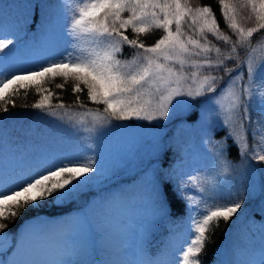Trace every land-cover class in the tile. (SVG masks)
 <instances>
[{"label":"snow or ice","instance_id":"1","mask_svg":"<svg viewBox=\"0 0 264 264\" xmlns=\"http://www.w3.org/2000/svg\"><path fill=\"white\" fill-rule=\"evenodd\" d=\"M73 2L76 6L70 10L67 22L62 24L58 13L61 5L49 0H28L24 5L27 14L18 17L12 27L2 22L5 6L0 3V103L4 112L8 111L9 104L15 107L11 98L14 93L25 89L27 94L26 90L34 87L40 99L31 107L41 111L47 108L49 116H58L57 111L51 110L52 93L43 88L45 81L56 77H62L65 83L69 79L74 81L72 91L77 94L76 103L81 108H86V105L80 100L79 93L85 90L89 102L103 105L102 113L87 110L86 114L109 124L113 119L151 122L175 117L181 122L196 121L198 113L194 110L189 112V109H195L194 102L198 97H206L204 102L217 106V115L224 113L220 127L228 131L223 141L215 143L218 149L216 158L224 159L227 140L232 139L241 157L251 156L254 160L264 161V136L257 140L256 133L252 132L251 139L259 147L251 149L248 139L251 124L249 108L254 95L258 97L259 110L264 115V61L258 69L254 68L252 57L239 61L237 50L238 46L251 47L253 35L264 29V0H219L224 23L237 36L235 42L222 31L210 5L192 7L189 0ZM242 8L251 9L252 15L248 19H255L254 27L245 28L238 22ZM37 12L40 14L37 33L31 44H26L20 33ZM125 12L129 13L127 17L123 15ZM185 27L192 34L186 32ZM128 29L135 38L126 35ZM152 29H162L163 35L149 46L140 36ZM36 35L40 36L39 40L35 39ZM209 35L230 45L229 54L223 55L221 49L208 39ZM61 42L66 47L58 57L36 58L38 51L55 52ZM124 46L135 50L131 61L117 59V53H121ZM213 50L215 60L209 55ZM233 59L239 61L236 67H227L225 62ZM185 68L192 71L186 72ZM203 71L208 74L201 75ZM213 72H224L228 77L219 91L217 85L224 77L211 74ZM257 76L259 87L253 90ZM56 87L63 89L64 84H56ZM224 97L231 98L227 107L221 103ZM58 107L64 108V104ZM65 115L71 114L65 112ZM7 143L9 146L5 148L3 133L0 132V162L4 165L0 167V245L4 246L0 252V264H19L18 258L29 242L37 248L62 245L68 242L73 231V219L54 224L39 219V210L75 202L86 189L100 183L106 175L98 151L94 156L72 158L47 149L29 151L22 139H9ZM167 156V152L156 156L152 178L148 181L147 201L151 220L146 226H138V231L144 235L142 245L152 219L156 216L167 219L175 197L179 196L185 202L188 219L180 226L172 223L169 243L164 246L160 257L147 261V264H202L200 255L209 239L210 227H218L221 220H231L242 209L244 199L237 196L220 204L214 198H206L202 188L194 189L199 198L194 194L185 195L186 189L181 187L183 177L170 164L165 166ZM225 171H228L227 166ZM261 195L264 196V184L261 185ZM115 202H121L119 195L104 201L108 209ZM27 212L36 214L35 224L30 223L31 227L13 237L5 248L11 235L6 230ZM261 221L264 224V215ZM55 227H62L63 231L54 234L52 229ZM178 228H183V231H178ZM188 233L191 236L181 250L177 242ZM130 251L135 255L134 249ZM9 254L13 259H7ZM215 264H264V229L259 244L249 250L247 259L229 246Z\"/></svg>","mask_w":264,"mask_h":264},{"label":"trees","instance_id":"2","mask_svg":"<svg viewBox=\"0 0 264 264\" xmlns=\"http://www.w3.org/2000/svg\"><path fill=\"white\" fill-rule=\"evenodd\" d=\"M49 2L61 5L58 13L63 12L62 9L66 0H49ZM0 3L5 6L4 9H9V13H12L4 22L5 26L12 27L18 17L27 14L24 5L28 3V0H0ZM189 3L192 7L210 5L216 14L222 31L231 36L234 42L237 40V36L224 23L219 0H189ZM9 13L7 14L9 15ZM239 13L238 22L242 27L255 26V19H248L252 15L250 8H242ZM7 14H5L6 18L8 17ZM123 15L127 17L129 13L125 12ZM39 23L40 14L37 12L34 19L20 33L24 43L31 44L34 34L37 33ZM184 30L192 34L187 27ZM126 35L129 38H135V34L132 33L131 29L127 30ZM162 35V29H152L147 34H141L140 39L150 46ZM39 37V35H36L35 39L39 40ZM208 39L212 41L215 47L221 49L223 55L229 54L230 45L215 40L211 35ZM263 47L264 29L253 35L251 47L238 46L239 61H247L248 57L254 53L261 58ZM252 49H255V51L253 52ZM4 51L6 52L7 49ZM134 52L135 50L124 46L123 51L117 53V59L131 61ZM209 55L213 60L216 59L215 50ZM194 59L199 58L194 57ZM257 59H254L253 63H257ZM239 61L233 59L225 63L227 67L235 68ZM256 63L253 64L254 68ZM184 71L190 73L192 70L185 68ZM205 74L208 73L206 71L201 73V75ZM211 74L224 77V80L217 85L219 91L227 82L228 77L224 72H213ZM246 80L247 73L245 72ZM56 84H64V88H57ZM73 84L74 81L71 79L65 83L62 77L49 78L48 81L43 83V88L52 93L50 98L51 110L57 111L58 115L65 118L56 121V125L61 129V135L59 136L64 140L66 147L68 141H66L64 132L71 135L76 127L74 119L69 120L68 118L73 115H75L73 118L86 115L87 110L102 113L104 108L103 105L89 102L86 90L79 93L80 100L86 105V108H81L76 103L77 94L72 91ZM252 87L253 90L259 87V76L255 78ZM26 91L27 94H25V89H20L18 94L14 93L12 95L11 98L15 103V107L9 104L7 112L3 111V105L0 103V132L3 133L4 143L9 139H22L25 141L28 150L29 148L32 150L41 149V146L36 143L41 137H38L33 131L35 126H42L41 122L37 121L39 116L48 115V109L41 111L32 108L31 105L40 99V95L37 94L34 87ZM206 99V97H198L194 102L196 104L195 109L189 110V112L194 110L198 113L196 121L184 120L181 122L175 117L171 120L151 122L135 119H113L111 121L113 126L145 127L150 125L153 129H156L160 141L158 147L157 143L154 144L155 149L153 150L155 152L150 146L151 138L139 144L137 155L133 158L131 147L125 148L122 145L114 144L109 147L103 144L97 146L96 144L90 145L89 140L84 142L82 131L77 134L80 137L74 138L73 142L77 143L70 145V152H67L65 148L62 149L60 147L62 144L52 150L51 152L57 155H68L72 158L94 156L98 151V158H100L101 164L105 168L106 176L101 178L100 183H94L86 189L75 202H68L55 207L49 206L39 210V219L52 221L54 224L56 222H71L73 219V231L66 244L37 248L29 242L23 254L18 258L19 264H119L117 261L125 254L123 252L128 246L135 250V255L131 252L130 264H144V258L147 255L150 258L160 257L164 246L171 239L172 223L174 222L175 225L180 226L188 219L185 202L179 196L175 197L174 207L169 210L170 214L167 219H163L161 216L152 219L151 226L146 233L144 245H142L144 235L141 231H138V226L141 224L146 226L151 220L147 201L148 181L152 178V167L156 161V156L165 152L168 153L165 166L167 167L170 164L183 177L181 187L186 189L185 195L194 194L199 198V194L194 189L202 188L204 189L203 195L206 198H214L220 204L234 200L237 196L244 199L242 209L231 220L228 222L221 220L218 227L215 225L210 227L209 239L200 255L202 264H215L217 260L223 257L225 249L230 245L242 258L247 259L249 250L259 244L258 232L264 229V224L261 221V217L264 215V196L261 195V185L264 184V161L254 160L251 156L241 157L238 146L233 143L232 139L227 140V152L224 159L216 158L215 152L218 149L215 147V143L223 141L224 137L228 135L227 129L220 127L222 121L217 123L220 119L212 115L210 119L217 121L201 132L191 130L189 126L196 123L200 117L205 118L206 110L210 108L208 103L204 102ZM61 103L64 104V108L58 107ZM65 112L71 115H65ZM249 114L251 124L248 139L249 148L251 149L259 147L258 144L252 141L251 133H256L257 140L264 136V115L259 110V99L255 95L251 100ZM88 118L90 119L86 120L88 127L94 125L97 128L103 123L109 124L104 121L93 123V119L89 116ZM158 125H164V127ZM246 127H248L247 122ZM28 141H31L32 144L28 145ZM43 141L41 140V143ZM202 142L205 144L203 145ZM160 144H163V147ZM6 146H9L8 143ZM150 152H153V154H150ZM179 157H183V159L181 160ZM226 166L228 167L227 172L225 171ZM0 167H4V165L0 164ZM117 195L120 196L121 202L113 203L111 209L106 208L104 201ZM35 218L36 214L34 212H27L14 223H11L6 230L11 235L9 241L5 243V248L8 247L13 237L29 229L31 227L30 223L35 224ZM52 231L54 234H58L63 231V228L55 227ZM178 231L182 232L183 228H178ZM93 236H95L94 240ZM190 236L191 233H188L187 237L178 241L177 247L182 250L187 244V238ZM3 250L4 246L0 245V252ZM7 259L11 260L13 256L9 254ZM127 264H129V260Z\"/></svg>","mask_w":264,"mask_h":264},{"label":"rangeland","instance_id":"3","mask_svg":"<svg viewBox=\"0 0 264 264\" xmlns=\"http://www.w3.org/2000/svg\"><path fill=\"white\" fill-rule=\"evenodd\" d=\"M75 7V4L73 2V0H66L65 5H63V12H59V16L61 19V23H66L67 22V18L70 15V10L72 8ZM9 13V9H4L3 11V17L4 20L2 21L3 23L5 21H7V19L10 17V15H12V13H9V15L7 14ZM5 14H7V18L5 17ZM20 14V13H18ZM40 39V37H39ZM88 45H85V47H87ZM66 47V45H64L62 42L61 44L58 46L57 50L55 52L52 51H38L35 53V56L37 59H41L43 60L45 56L48 55H55V56H59V54L61 52L64 51V48ZM261 58L259 57L258 54L254 53L253 55H251L252 59H257V63H256V67L258 68L260 63L262 61H264V47L262 49V54H261ZM253 63V64H255ZM193 87H196V85H192ZM231 102V98L230 97H224L221 101V103L227 107ZM208 105L210 106L209 109H205L206 110V115L205 118L200 117V119L193 124H190V128L191 130H195L196 132H201L202 130H204L205 128H209L210 125H212L215 121H212L210 118L212 115H215L218 119L217 123L219 121L224 120L225 116L223 112H220L219 115H217V111L218 108L216 105L207 102ZM190 110V109H189ZM75 115L70 116L71 118H68L69 120L74 119V125L76 126L74 129V132L69 136V138L67 139L68 142H72L74 140V135H77L78 132L82 131V138L84 140V142H88V140L92 141V144H103V145H107V147H109L111 144L114 145H122L123 147L127 148V147H131L130 150L133 153V158L135 155H137V147L139 146L140 143L145 142L146 140H148V138H151V149H155L154 144L160 141L159 138V133L156 129H153L150 125L148 126H139V127H126V126H119V127H113L112 124H106L103 123L102 125H99L97 128L93 125L92 127H88L86 120H90L88 118V116L90 118H92L93 123H97L98 121L94 119L93 116L91 115H83V116H76V118H73ZM51 121L53 120V122L61 120V119H65L63 118L61 115H58L56 117H50ZM47 127H45L43 130L38 129V131H41V134L39 133V135H41L42 137H46L48 135L49 132H47V128L52 127V125L47 124ZM58 126V125H57ZM54 128H56V125L53 126ZM52 127V128H53ZM54 131H56V129H54ZM151 131V133H150ZM45 133V134H44ZM78 138V137H77ZM91 141H89V143H91ZM203 145L205 144L204 142H202ZM39 146H41V149H47L52 151L54 149H56V147L58 145H61L60 141H56V140H51L49 139L48 141H44V143H38ZM131 145V146H130ZM160 146L163 147V144H160ZM116 147V146H115ZM114 148V147H113ZM32 149L29 148V151H31ZM126 154V153H125ZM124 154V155H125ZM261 232L262 230H260V232H258V236L261 237ZM231 246V245H230Z\"/></svg>","mask_w":264,"mask_h":264}]
</instances>
